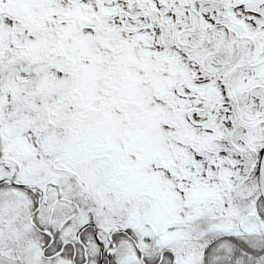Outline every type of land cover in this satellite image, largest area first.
Masks as SVG:
<instances>
[{"label": "snow or ice", "instance_id": "obj_1", "mask_svg": "<svg viewBox=\"0 0 264 264\" xmlns=\"http://www.w3.org/2000/svg\"><path fill=\"white\" fill-rule=\"evenodd\" d=\"M0 264H264V0H0Z\"/></svg>", "mask_w": 264, "mask_h": 264}]
</instances>
